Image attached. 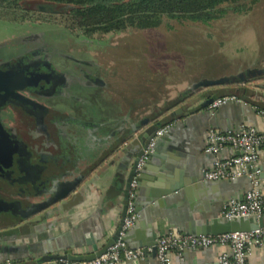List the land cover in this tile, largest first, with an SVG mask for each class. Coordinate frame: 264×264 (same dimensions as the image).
<instances>
[{
	"label": "water",
	"instance_id": "obj_1",
	"mask_svg": "<svg viewBox=\"0 0 264 264\" xmlns=\"http://www.w3.org/2000/svg\"><path fill=\"white\" fill-rule=\"evenodd\" d=\"M0 67V107H2L6 103H13L14 92L25 86L27 78L24 74L25 69H21L20 64L0 63ZM256 80H264V67L247 68L237 74L215 80H201L192 84L168 105L154 108L151 113L137 121L130 122L127 116L121 122L112 124L113 130L104 125L100 126V131L89 129L94 125L93 123L62 114V120L74 127L84 128L79 139L87 140V143L78 152V159L84 163H71L68 157L66 164H62V178L53 181L48 178L46 182L37 186L43 187V192L40 195L44 194L45 199L42 202H34L35 196L23 189V185L7 184L5 186L4 194H0V256L6 260L8 254L23 256V259L34 264L57 260L91 261L102 255L117 241H122L129 249L153 247L151 256L156 259L155 243L151 239H143L138 235V220L133 228L127 230L120 237L121 221L118 229L105 244L99 249L93 247L88 256L71 254L69 251L74 250L76 246L62 249L61 246H47L45 242L30 246L16 245L17 242L30 236L53 232L68 222V218L62 217L84 201L85 189L92 185V180H87V178L96 167L109 158H111L109 166L113 168L111 188L119 196L122 195L123 199L121 202L122 220L125 216L127 192L131 182L135 179L138 197H136V213L140 214L142 207L154 204L155 210H159L157 213L154 212L155 222L164 219L168 225L183 235L218 236L229 233H248L264 228V217L257 220L217 217L195 220L192 216L194 211L185 202L186 197L191 200L189 191L192 190L186 184L169 177L164 178L161 175H154L152 184H148L151 181L150 166L158 155L162 142L170 138L171 130L175 129L176 123H179L184 115L205 109L214 100L224 97L226 95L224 88L228 86H244ZM259 88L264 89V86H259ZM203 89H216V91L206 96L199 105L190 108L191 106H188L187 103ZM209 113L212 114L213 111ZM163 121H165V125L169 126L167 133L155 139L153 152L147 157L142 167L137 169L138 160L154 138L156 130L160 127V122ZM87 164L90 166H86ZM80 167L82 169L78 170ZM259 168L262 167H255L251 171H258ZM50 175L48 177H53ZM105 176H109V174ZM256 178L261 180L259 175ZM215 183L220 189L226 190L228 195L226 200L228 201L236 198V194L243 191L245 186L250 184V180L242 177ZM147 194L148 196L145 197ZM182 206L188 207V212L182 219L174 220L171 216L172 210ZM6 217L7 219H4ZM16 259L21 260L22 258Z\"/></svg>",
	"mask_w": 264,
	"mask_h": 264
},
{
	"label": "rangeland",
	"instance_id": "obj_2",
	"mask_svg": "<svg viewBox=\"0 0 264 264\" xmlns=\"http://www.w3.org/2000/svg\"><path fill=\"white\" fill-rule=\"evenodd\" d=\"M27 15L51 22L0 19V63L43 48L52 65L71 81L69 92L77 93L79 97L55 99L52 103H62V108L72 113H86L83 115L99 123L98 128L101 125L107 127L105 121H111L115 112L101 115L102 118L97 116L98 110L102 109L100 100L97 101L100 94L94 91L89 99L83 92L86 89L78 84L75 76L79 73L78 65L67 58V50L72 53L71 57L98 63L104 69L103 75L115 100H122L126 110L140 115H148L154 108L168 105L189 88L190 83L264 67L258 62L264 53V0H258L245 15L229 14L208 26L164 21L154 30L94 35L89 42L77 41V38H83L82 34L70 31L65 18L58 20L59 15L34 9ZM31 37L36 40L29 44L26 38ZM95 71L99 70L96 68ZM226 88V91L230 89ZM204 90L207 89L200 92Z\"/></svg>",
	"mask_w": 264,
	"mask_h": 264
},
{
	"label": "crops",
	"instance_id": "obj_3",
	"mask_svg": "<svg viewBox=\"0 0 264 264\" xmlns=\"http://www.w3.org/2000/svg\"><path fill=\"white\" fill-rule=\"evenodd\" d=\"M192 84L190 83L188 86ZM244 86H247L253 93L260 96V98L255 99V103L264 108V89L259 88V86H264V80H256ZM224 89L226 91L227 88ZM215 91L216 89L201 91L187 105L191 106L190 108L195 107L203 102L206 96ZM204 93H207V95L201 97ZM209 112L205 108L184 115L183 119L179 123H176L175 129L171 130L169 134L170 138L162 142L158 155L154 158L149 172V177L151 178V181L148 182L149 185L152 184L154 175H161L164 178L169 177L180 181L192 189L189 191L191 200L188 199L189 197H186L185 202L194 211L192 216L195 220H204L210 217L218 218L222 206L227 202L228 195L226 190L220 189L215 182H205L203 180V173L212 168L216 158L224 159L238 155V151L231 146H225L217 156L206 153L205 139L207 132L210 129L234 132L242 124L255 127L260 131L264 130V120L257 114L255 108L248 104L245 106L228 104L217 110H213L212 114ZM115 113L111 118L110 130L114 128H112V124L121 122L125 118H121L117 111ZM127 116L130 122H134L146 115L131 113V115ZM92 123L98 125L97 122ZM161 126H165V121L160 122ZM110 161L111 158L105 160L89 175L87 180H92V185L85 189L84 201L62 217L68 218V222L62 224V226L53 232L50 231L30 236L17 242L16 245L30 246L31 244L45 242L47 246H61L62 249L76 246L74 250H70L69 252L84 256L91 254L93 247L101 248L118 229L122 221L121 202L123 199L122 195L119 196L111 188L113 180L111 173L113 172V168L109 166ZM86 166L90 165L87 164ZM259 166L262 168L258 169L257 174L261 176V180L259 181L264 199V149L261 150L260 159L256 164V167ZM81 169L82 167L78 170ZM106 173L109 176H105L107 175ZM248 187L249 185H246L243 191L238 192L236 198L242 197ZM147 196L148 194L145 197ZM188 210V207L185 206L176 207L172 210L171 216L174 220L182 219ZM155 211L153 204L142 207L141 216L139 213L137 214L139 237L151 239L154 243L157 235L169 229H174L164 219L155 222L153 216L155 215ZM157 212L159 210L155 213ZM147 247L149 246L144 248ZM224 250V248L218 247L188 250L184 251L180 258L177 257L175 252H172L171 261L172 264H216L219 255ZM151 253L141 262H126L122 264H158L157 260L151 256ZM247 262L248 264H264V248L252 247L249 250ZM8 263L34 264L27 259H23V256H10L8 254L7 260L0 256V264Z\"/></svg>",
	"mask_w": 264,
	"mask_h": 264
},
{
	"label": "flooded vegetation",
	"instance_id": "obj_4",
	"mask_svg": "<svg viewBox=\"0 0 264 264\" xmlns=\"http://www.w3.org/2000/svg\"><path fill=\"white\" fill-rule=\"evenodd\" d=\"M28 20L35 23L51 22L46 18ZM58 20H62V15H59ZM81 37L83 38H75L79 42H89L88 39H91L83 35ZM35 40L36 37L26 38L29 44ZM66 54L67 58L78 65L76 81L85 87L83 92L89 99L94 91L99 92L97 101L100 100L102 109L98 110L97 116L116 111L121 118L131 115L132 111L124 108L122 100H115V94L103 75L104 69L98 63L90 59L71 57L72 53L68 50ZM6 61L14 65L20 64L21 69H25L27 81L21 90L14 92L12 104L6 103L0 107V194H4L7 184L23 185V189L35 196L34 202H42L45 199L44 194L40 195L43 187L37 186L48 178L52 181L62 178V164H66L68 157L71 163H84L78 159L79 150L87 143V140L79 139L84 128L74 127L62 120V114L87 123L95 121L92 117L83 115L86 113H72L64 110L62 103H52L55 99L79 97L77 93H70L71 81L52 65L43 48ZM96 68L98 72L95 71ZM105 122L110 128L111 121ZM89 129L100 131L96 124ZM79 130L80 133L77 134ZM47 174L53 177H48Z\"/></svg>",
	"mask_w": 264,
	"mask_h": 264
},
{
	"label": "built area",
	"instance_id": "obj_5",
	"mask_svg": "<svg viewBox=\"0 0 264 264\" xmlns=\"http://www.w3.org/2000/svg\"><path fill=\"white\" fill-rule=\"evenodd\" d=\"M228 104L247 105V103L234 95H225L214 100L207 110H217ZM264 120V109H255ZM169 126L159 127L154 138L144 149L138 160L137 169H140L147 157L153 152L155 139L164 136ZM205 152L217 156L225 147L231 146L238 151V155L219 159L216 158L210 170L203 173L205 182H218L235 180L245 177L250 180L248 189L242 197L228 200L221 209L218 218H253L264 217V199L261 193L260 181L256 178L257 172L251 169L256 167L260 159V152L264 149V130L242 124L234 132H223L210 129L207 132ZM137 182L134 179L127 192L125 216L119 236L133 228L137 220L136 213ZM212 247L224 248L216 264H248L247 257L252 247L264 248V228L248 233H229L218 236L209 235H182L174 229H169L156 236L155 251L158 264H172L171 253L175 252L181 257L184 251L208 249ZM153 247L129 249L122 241H117L102 255L91 261L57 260L42 264H122L126 262H141L152 252ZM9 264V263H8Z\"/></svg>",
	"mask_w": 264,
	"mask_h": 264
},
{
	"label": "trees",
	"instance_id": "obj_6",
	"mask_svg": "<svg viewBox=\"0 0 264 264\" xmlns=\"http://www.w3.org/2000/svg\"><path fill=\"white\" fill-rule=\"evenodd\" d=\"M258 0H0V19L24 21L30 11L62 15L70 31L92 38L127 30H154L164 21L179 25L198 23L205 26L229 14L245 15ZM264 65V53L262 55ZM207 93L202 94L205 97ZM234 95L255 109L260 98L247 86L232 87Z\"/></svg>",
	"mask_w": 264,
	"mask_h": 264
}]
</instances>
